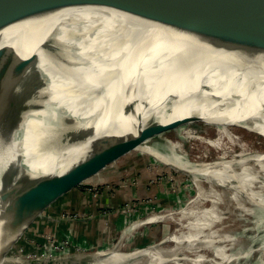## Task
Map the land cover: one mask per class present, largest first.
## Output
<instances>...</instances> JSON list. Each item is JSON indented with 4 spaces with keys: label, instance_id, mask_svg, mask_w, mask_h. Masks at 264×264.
<instances>
[{
    "label": "bare ground",
    "instance_id": "1",
    "mask_svg": "<svg viewBox=\"0 0 264 264\" xmlns=\"http://www.w3.org/2000/svg\"><path fill=\"white\" fill-rule=\"evenodd\" d=\"M91 15L102 22L95 25ZM111 22L134 28L121 30ZM46 51L56 59L49 60ZM0 89L6 93L0 116L9 123L0 124V264L8 262L1 253L19 233L12 225L36 222L58 199L40 209L2 199L5 186L19 184L17 193L27 188L20 187L21 176L30 180L29 187L40 177L63 174L102 153L107 147L96 148L102 138L121 144L155 134L135 150L151 147L149 153L156 154L151 139L195 119L222 133L238 124L264 136V52L219 48L201 36L109 7L63 8L0 30ZM124 104L132 106L123 113ZM80 128L92 129L90 136L67 146ZM167 156L163 160L179 163ZM255 160L264 170V153ZM232 164L215 162L221 168L210 177L220 183L234 179L236 192H245L255 176L245 168L229 174ZM12 165L23 168L9 184ZM249 195L261 197L254 203L264 209V196ZM112 254L103 264L127 257Z\"/></svg>",
    "mask_w": 264,
    "mask_h": 264
},
{
    "label": "rangeland",
    "instance_id": "2",
    "mask_svg": "<svg viewBox=\"0 0 264 264\" xmlns=\"http://www.w3.org/2000/svg\"><path fill=\"white\" fill-rule=\"evenodd\" d=\"M5 120L0 116V124ZM220 129L193 122L149 141L158 157L172 154L177 164L150 154V146L110 163L83 183L78 199L58 198L37 220L68 216L64 228L17 241L5 252V264L47 258L103 264L113 252L127 256L118 264H264V209L254 203L261 197L249 195L264 196V170L255 160L264 153V137L235 126ZM223 161L233 163L229 174L245 168L255 176L245 192H236L234 179L210 177L221 168L213 164ZM22 168H8L9 184ZM19 181L30 184L26 176Z\"/></svg>",
    "mask_w": 264,
    "mask_h": 264
},
{
    "label": "water",
    "instance_id": "3",
    "mask_svg": "<svg viewBox=\"0 0 264 264\" xmlns=\"http://www.w3.org/2000/svg\"><path fill=\"white\" fill-rule=\"evenodd\" d=\"M76 6L109 7L132 16L201 36L213 42L217 47L230 51L264 52V0H0V30L33 16ZM89 17V20H98L95 25L102 22L98 15ZM109 26H118L117 28L122 26L121 30L134 28L131 25L127 26L125 23L118 22H111ZM33 57L37 59L36 55H33ZM46 57L53 61L56 59L48 51H46ZM5 94V92L4 94L0 93V97L5 96ZM127 106L131 108L132 104L120 106L123 113ZM194 121L211 124L199 119ZM186 122L188 121L186 120ZM216 125H222V123L216 122ZM231 126L260 135L247 126L238 124H232ZM91 132L92 129L90 128L78 129L73 134L74 138L68 146L72 147L84 141V137L90 136ZM153 136L155 134L146 135L137 141H127L121 144L115 142L116 140L102 138L96 145V148L100 146L107 147L102 153L92 157L87 156L76 162L63 174L35 179L36 181L34 180L31 186H27L25 190L18 193L15 190L19 187V184L5 186L1 198L4 200L14 199L19 207L33 209H40L59 197L78 199L80 188L86 180L93 178L101 169L135 150L138 145ZM152 155L161 159L164 163L172 164L167 160H163L162 157H158L157 154ZM70 220L68 216L53 215L41 222L17 221L12 225V229H19V233L1 253V256L5 257V252L17 241H21L28 236L44 234L45 230L49 228L55 230L64 226ZM12 229L10 231L14 233ZM51 260L50 258L38 259L27 262V264H54Z\"/></svg>",
    "mask_w": 264,
    "mask_h": 264
},
{
    "label": "crops",
    "instance_id": "4",
    "mask_svg": "<svg viewBox=\"0 0 264 264\" xmlns=\"http://www.w3.org/2000/svg\"><path fill=\"white\" fill-rule=\"evenodd\" d=\"M56 208H57V207H56ZM54 209H55V208H54ZM53 213H54V212H53V211H51V214H53ZM49 216H50V215H49ZM49 216H48V217H49ZM48 217H47V218H48ZM47 218H45L44 220H46ZM66 224H67V223H66ZM66 224H65V225H66ZM65 225H64V226H62L61 228H64V227H65Z\"/></svg>",
    "mask_w": 264,
    "mask_h": 264
}]
</instances>
